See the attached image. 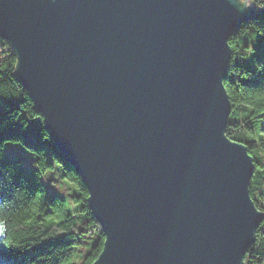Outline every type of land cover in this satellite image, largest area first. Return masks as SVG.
<instances>
[{"label":"water","instance_id":"water-1","mask_svg":"<svg viewBox=\"0 0 264 264\" xmlns=\"http://www.w3.org/2000/svg\"><path fill=\"white\" fill-rule=\"evenodd\" d=\"M248 0H0L14 76L85 185L91 264H243L264 212L228 138V43Z\"/></svg>","mask_w":264,"mask_h":264},{"label":"trees","instance_id":"trees-1","mask_svg":"<svg viewBox=\"0 0 264 264\" xmlns=\"http://www.w3.org/2000/svg\"><path fill=\"white\" fill-rule=\"evenodd\" d=\"M253 14L228 43L231 60L223 84L231 111L228 138L253 158L250 196L264 212V0H248ZM16 56L0 36V264H91L104 232L87 203L88 191L50 139L28 91L14 76ZM29 129L28 133L24 130ZM33 154V168L10 158L5 142ZM91 241L78 261L79 246ZM243 264H264V221Z\"/></svg>","mask_w":264,"mask_h":264},{"label":"rangeland","instance_id":"rangeland-1","mask_svg":"<svg viewBox=\"0 0 264 264\" xmlns=\"http://www.w3.org/2000/svg\"><path fill=\"white\" fill-rule=\"evenodd\" d=\"M4 104L5 102L0 99V110L3 108ZM24 132L28 133L29 129L24 130ZM4 150L10 158L22 160L25 166L27 167V169L33 168V162L31 160L33 157V154L29 152L28 150H26L25 148H23L20 144L7 141L4 144ZM0 234H2V224L1 223H0ZM90 243L91 241L88 240L87 244L79 246V248L76 249L74 256H73L75 261H78L80 256L88 250Z\"/></svg>","mask_w":264,"mask_h":264}]
</instances>
